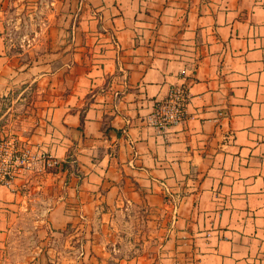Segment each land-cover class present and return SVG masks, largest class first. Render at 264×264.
<instances>
[{
	"label": "crops",
	"instance_id": "1",
	"mask_svg": "<svg viewBox=\"0 0 264 264\" xmlns=\"http://www.w3.org/2000/svg\"><path fill=\"white\" fill-rule=\"evenodd\" d=\"M7 114L59 167L0 185V253L27 222L98 264H264V0H0Z\"/></svg>",
	"mask_w": 264,
	"mask_h": 264
},
{
	"label": "built area",
	"instance_id": "2",
	"mask_svg": "<svg viewBox=\"0 0 264 264\" xmlns=\"http://www.w3.org/2000/svg\"><path fill=\"white\" fill-rule=\"evenodd\" d=\"M187 100L186 89L173 87L166 98L155 105L150 115V124L159 130L178 125L184 120ZM58 167L59 163L54 158L22 146L13 135L0 139V185L9 186L23 171L35 170L42 174Z\"/></svg>",
	"mask_w": 264,
	"mask_h": 264
},
{
	"label": "rangeland",
	"instance_id": "3",
	"mask_svg": "<svg viewBox=\"0 0 264 264\" xmlns=\"http://www.w3.org/2000/svg\"><path fill=\"white\" fill-rule=\"evenodd\" d=\"M19 31H24L23 27ZM22 106L24 102L18 101L10 110V119L17 125L27 111ZM8 115L1 118L0 125L6 123ZM7 129L0 128V132ZM84 245V239H52L40 245L30 225L24 222L0 253V264H98L92 250Z\"/></svg>",
	"mask_w": 264,
	"mask_h": 264
}]
</instances>
